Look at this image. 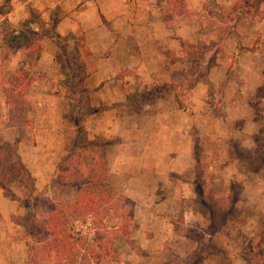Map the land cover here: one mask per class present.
Returning <instances> with one entry per match:
<instances>
[{
  "label": "rangeland",
  "instance_id": "374dc122",
  "mask_svg": "<svg viewBox=\"0 0 264 264\" xmlns=\"http://www.w3.org/2000/svg\"><path fill=\"white\" fill-rule=\"evenodd\" d=\"M12 7V0L0 7V145L19 135L34 195L73 196L58 180L84 160L136 206L138 227L129 240L115 237L102 264H264V84L243 88L254 111L248 121L234 107L237 59L217 84L203 66L210 45H199L171 83L135 89L139 80L130 77L126 106L109 104L86 83L96 63L83 36L64 35L56 46L53 10L13 24ZM48 50L54 57L45 60ZM112 109H120V121L104 114ZM0 189L7 199L0 203V264H27L21 221L32 204L29 184L18 179Z\"/></svg>",
  "mask_w": 264,
  "mask_h": 264
},
{
  "label": "crops",
  "instance_id": "0c3cea01",
  "mask_svg": "<svg viewBox=\"0 0 264 264\" xmlns=\"http://www.w3.org/2000/svg\"><path fill=\"white\" fill-rule=\"evenodd\" d=\"M5 2L0 0V7ZM12 3L9 18L13 24L31 20L37 11L53 10L59 37L53 39L56 46L64 35L72 34L74 42L77 36H83L84 45L96 63L86 83L90 89L102 92L100 98L109 104L126 106L124 89L130 77L131 81L139 80L135 89L171 83V75L195 55L191 47L197 50L199 45H210L205 54L210 53L208 61L204 65L199 61V69L205 66L209 79L222 83L227 80L235 57L233 73L238 81L233 83L234 107L242 108L246 112L243 118L248 121L254 118L250 97L248 94L246 97L243 88L257 91L264 84V0H12ZM223 27H228L224 36ZM53 53L45 51V60L52 59ZM118 111L112 109L104 114L115 123L121 119ZM184 116L186 122L192 120V113L185 112ZM100 119L103 122L105 116ZM14 142L24 162L19 135ZM6 202L0 189V203Z\"/></svg>",
  "mask_w": 264,
  "mask_h": 264
},
{
  "label": "trees",
  "instance_id": "16d2710c",
  "mask_svg": "<svg viewBox=\"0 0 264 264\" xmlns=\"http://www.w3.org/2000/svg\"><path fill=\"white\" fill-rule=\"evenodd\" d=\"M258 144L259 139H256ZM58 184L74 195L66 198L34 195L36 178L22 161L15 144L0 145V186L25 179L32 204L21 224L28 246L27 264H102L115 252V237L129 240L138 227L135 203L116 195L106 173L84 160L67 166ZM82 222L85 231L74 229Z\"/></svg>",
  "mask_w": 264,
  "mask_h": 264
}]
</instances>
